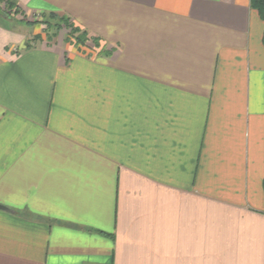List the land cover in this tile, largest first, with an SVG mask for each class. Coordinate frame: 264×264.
Returning <instances> with one entry per match:
<instances>
[{
    "label": "crops",
    "instance_id": "obj_1",
    "mask_svg": "<svg viewBox=\"0 0 264 264\" xmlns=\"http://www.w3.org/2000/svg\"><path fill=\"white\" fill-rule=\"evenodd\" d=\"M12 1L28 21L0 13V264H264L251 1ZM52 14L99 47L45 40L33 17Z\"/></svg>",
    "mask_w": 264,
    "mask_h": 264
},
{
    "label": "trees",
    "instance_id": "obj_2",
    "mask_svg": "<svg viewBox=\"0 0 264 264\" xmlns=\"http://www.w3.org/2000/svg\"><path fill=\"white\" fill-rule=\"evenodd\" d=\"M251 1V6L253 9H255L256 11H258L260 17L262 18V20L264 21V0H250ZM4 11L6 13H8L9 16H11L14 13H20L21 10L18 8V6H16L14 4V2L12 0H7L6 1V8H4ZM52 19V21H55V23L57 24V29H63V27H67L70 26L72 28V31H70L69 35H68V39L76 41V43L79 46H87L90 48H97L99 47V39L95 38V37H91L89 35V33L87 31L81 30L78 27H75L74 25H72V23L70 22V19L68 17L65 16H59V15H50V19L48 20H44V22L46 24H48V22H51L50 20ZM24 21H26L27 19L24 18ZM28 21V20H27ZM263 42H264V35H263ZM263 188H264V180H263Z\"/></svg>",
    "mask_w": 264,
    "mask_h": 264
},
{
    "label": "rangeland",
    "instance_id": "obj_3",
    "mask_svg": "<svg viewBox=\"0 0 264 264\" xmlns=\"http://www.w3.org/2000/svg\"><path fill=\"white\" fill-rule=\"evenodd\" d=\"M3 4V7L6 8V2L5 3H1ZM11 19L8 20V23L10 25H14V27L16 26H21L23 29H26L25 27H27V24L24 23L23 19L26 18V15H24L22 12L20 13H14L11 15ZM39 17V16H38ZM41 17V16H40ZM48 20V19H47ZM23 21V22H22ZM33 21L34 23H42L44 24L43 27L40 28V31L42 32V35L43 37L45 38V40L49 39L50 40H54V39H62V38H66V40H68L69 42L71 43H75L76 45H78L76 43V41H73V40H69L67 37L70 33V31H72V28L70 26H67V27H63V29H57V24L55 23V21H52V19L50 20L51 22H48V24H46L44 22V20L40 19V18H37L36 17H33ZM31 30H33V27L31 28ZM80 47V46H79Z\"/></svg>",
    "mask_w": 264,
    "mask_h": 264
},
{
    "label": "water",
    "instance_id": "obj_4",
    "mask_svg": "<svg viewBox=\"0 0 264 264\" xmlns=\"http://www.w3.org/2000/svg\"><path fill=\"white\" fill-rule=\"evenodd\" d=\"M0 13H1L2 15L8 16V13H6V12H5L3 9H1V8H0ZM0 209H2V210H6V211H12L10 208H8L7 206L2 205V204H0Z\"/></svg>",
    "mask_w": 264,
    "mask_h": 264
}]
</instances>
